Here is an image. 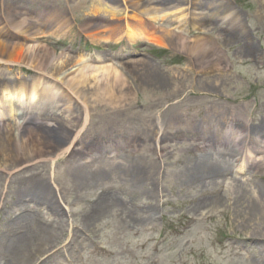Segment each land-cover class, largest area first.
<instances>
[{"label": "rangeland", "instance_id": "1", "mask_svg": "<svg viewBox=\"0 0 264 264\" xmlns=\"http://www.w3.org/2000/svg\"><path fill=\"white\" fill-rule=\"evenodd\" d=\"M22 1L26 6L24 13L29 14V11H32L28 4L29 0H0V23L4 22L2 15H5L6 11L3 10L12 9L17 14L18 6H21L19 3ZM38 1L44 2L40 10L44 7L57 8L59 14L68 11L73 17V20L69 21L71 28L66 38H61L62 35L55 34L54 30L50 33V30L43 26L42 29L48 30L46 32L49 33L44 41L51 49L63 57L78 58L82 52H77V48L81 47L84 49V56L100 55L103 59L111 56L114 58L121 53L120 50L125 49L128 52V60L115 61L114 64L124 71L123 73L135 89V94L132 95L133 99L123 107L103 104L95 111L92 110L96 114L92 121V126L97 130L94 133L96 138L91 140V144L84 151H80V156L77 157V160H80L94 155L99 151L100 144L105 145L109 152L114 150L120 152L119 159L115 158L111 164L110 177L115 186L109 187L111 193L108 209L100 204L107 210L103 212L100 219L98 216L95 220H91L87 218V215L96 207V204H92L94 186L86 192V202L81 200L77 203V195L74 191H71L69 196H66L65 192L66 204L70 207L76 205L75 209H71L72 216L57 218L52 224L53 227L49 228L41 221L37 224L29 215L24 214L21 224L26 237L33 236L36 226L55 230L57 238L53 244H50L53 246L51 249L63 247L60 253L55 255V260L59 258L56 262L63 261L66 264L67 259L71 260L72 264H264V237L253 232L259 219L253 218L248 224L245 223L246 216L242 212L243 208L240 204H236L238 187L232 180L226 181L227 186L224 185V189H222L223 185H217L216 179L212 180L214 184L200 185L199 182H190L188 181L190 174L180 177L179 181L176 180L178 165L181 166L186 158L195 156L196 151L203 150L199 147H202L204 138L209 141L210 151L207 153L219 158L223 166L229 165V168L234 169L237 163L241 165L242 161L231 160V157L224 158V150L235 148L237 150L235 153L243 156L248 145L257 144L253 141L255 134L249 133V129L264 125V68H261L263 64L255 65L249 61L242 64L244 54L238 51L239 48L235 46L228 49L221 45L224 50L220 48L223 52H221L222 58L218 60L219 65L215 66L213 59L211 63L208 60L205 63L210 64L206 67L208 73L203 74L202 68L196 65V60L186 56L179 49V45L175 46L176 43H173L167 34L184 28L185 22H188V16L178 18L174 14L162 11L165 17H161L154 31L156 37L165 41L161 47L169 48L171 54H167L156 50L152 44H146L141 35L132 38L127 34V29L117 31L116 26L111 25L110 16L106 14L101 15L98 20H91L88 16L89 4H84L86 0ZM87 1L90 3L91 0ZM138 1L105 0L103 3L108 8L117 7L120 11V14L118 13L120 19L123 16L124 20L122 19L121 23L124 27L125 20L131 18L135 11L136 13L140 11L143 16L144 9L153 6L152 2L139 1L140 3L137 4ZM185 2L193 5V0L192 2L177 0V6L181 8ZM77 3H81L80 7L77 6L70 11V6ZM193 6L197 7L196 4ZM39 17L45 19L44 16L39 15ZM87 21H90V25L86 34L95 39L85 46L86 42L80 35V29ZM127 22H130V27L134 24L132 21ZM112 27L114 31L111 30ZM8 30L5 38L12 37L11 39L15 40L12 43L30 44V40L28 43L24 42L21 34L29 31L30 25L25 23L20 34L17 35L11 31L12 29ZM155 34L152 32L151 36ZM69 38H71L70 41ZM262 39L264 40V33ZM61 42L64 46L60 45ZM173 60L177 64L167 63V61L172 63ZM128 61H143L144 66L137 71L136 67ZM222 61L224 64L228 63L226 68ZM262 61H264V51L259 55V62ZM129 64V67H123ZM155 70L161 71L160 84L155 82L157 75ZM44 71L41 72L34 66L0 65V81L11 78L14 81V77L18 76L17 78L27 82L39 76V72L47 73L57 81L59 73H55L52 68ZM56 97L62 100L61 104L67 103L59 95ZM72 103L75 112L80 113L82 108L75 100ZM66 106L46 115L50 124H53L58 117H68L70 112L66 110ZM232 127L239 130L243 137L235 145L228 144L224 137L227 133L229 138L232 137ZM248 133L250 136L247 135ZM260 136L264 142V132H261ZM119 143L124 144L125 150L121 151L117 148ZM160 146L166 147V150L162 152L164 157L158 158L155 155L153 158L162 168L156 171L155 177L158 181L156 185L145 184L137 188L136 192L123 185L119 174L117 176L114 173L115 167L123 169L125 164L132 161L147 159L152 155V151L155 152V148L160 151ZM258 147L255 145L251 148L253 151H258ZM45 150L49 151L47 148ZM58 154L53 152L32 163L23 162L26 164L22 163L23 165L16 167L17 173L10 178L9 186L5 184L4 174L0 171V200L4 202L8 198L5 205L11 206L12 200H19L22 197L19 196L21 178L25 179L41 173L49 176V172L55 166L58 169L64 167L66 162L61 161L65 159V155ZM17 157L18 155L13 154L11 158L13 164L20 162L17 161ZM0 159L2 164V156ZM119 161L123 162L120 166L117 164ZM262 167L258 166L253 176L248 178L240 188L247 190L252 185L254 190L258 186L263 187L264 183L260 179ZM12 180L13 183H11ZM216 186L220 189L217 196L223 199L224 206L221 209L215 206L199 207L202 204L197 206L200 200L203 204L207 202V199L202 200L205 197L203 195ZM149 206H155L157 210V215H154L152 221L142 222V218L138 221L129 219V216L136 211H139V217H142ZM4 211L7 209L4 208ZM42 216L45 217L44 214ZM88 221L93 222L92 228L87 227ZM182 225H187L189 228L183 230ZM164 228H166L165 233L162 232ZM2 229L3 226H0V233ZM253 234L257 236L252 237ZM256 237L262 240L254 239ZM70 241L72 242L68 248L70 246L73 248H69V253L63 252L67 247L64 245ZM100 246L107 248L110 254L102 256ZM73 256L76 257L73 258ZM44 258L48 257L45 255L38 262L43 261ZM46 264L53 263L46 262Z\"/></svg>", "mask_w": 264, "mask_h": 264}, {"label": "bare ground", "instance_id": "2", "mask_svg": "<svg viewBox=\"0 0 264 264\" xmlns=\"http://www.w3.org/2000/svg\"><path fill=\"white\" fill-rule=\"evenodd\" d=\"M102 1L103 0H92L91 13L94 16L103 14L110 16L109 20L111 25L116 26L117 31H121V29H123V25L121 23L123 16L120 19L118 15V13L120 14V11H118L116 6L113 8L104 6ZM144 2H152L153 5H155L153 10L148 11L145 9L144 12L148 11L150 14H154L155 16L157 15V17H165V13L162 12L164 10H170L171 14L174 12L173 14L178 16V18L185 16L183 7L179 8L176 6L177 0H145ZM137 4H139V2ZM75 5H73L72 9L77 6L79 7L81 3H77ZM222 13H225L224 9L216 8L213 14L218 17ZM68 16L69 13L67 12L62 13L61 15L58 13V17L54 19V15L52 14V18H49L44 22H46L48 25H51V23L54 22L56 23V28L59 29L63 25L62 22H69L67 21ZM11 17L12 20L6 24L7 26L13 25L15 32H18V30L22 29L20 27H23L26 21L24 19L18 20V18H15L14 15ZM129 19L135 22L130 27V22L125 21V23H128L130 27L129 36L134 38L136 35H139L142 29L146 26L145 20L147 19L142 16V13L139 11H137V13L135 11V13ZM212 23L213 21L210 23V25ZM237 28L238 27H236V30ZM37 29H39V27ZM111 30L114 31L113 27ZM25 33L26 32L22 33L25 41L31 39L32 44L26 45L22 43H10L0 38V65L26 64L40 69L41 72L45 69L52 68L55 73H59V76L57 77L58 82L55 83L49 74L44 73L36 77V79H33L31 88L27 90V88L23 85H19L20 87L18 88L17 85H12V83L7 81L2 82L1 80L0 84L4 85L0 86V93L5 96L4 102L6 101L5 103L9 109V113L11 114V112L13 113L14 111L18 112V110H15V103H22L21 107H23L25 102L23 100L25 98L27 99L31 92L33 94L38 84L43 82L45 83L43 88L44 93L52 94V92H55L56 94H60V96L67 102L65 104H61L60 106H66L67 104L66 110L70 113L67 118L58 117L56 120H54L53 124H50V120L46 118L45 115H47L50 111L49 109L51 107L54 108V106L49 108L40 103L35 107L36 113L40 116L38 118L34 116L33 121L31 122L32 125L28 128H24L20 134L15 132H19L20 126L22 124V118L13 116L14 118H17L14 120L15 122H8L2 125L4 130H1L0 128V156L3 158L2 164L5 165L3 167L0 165V171L5 173V179H10V176L13 174V170L23 162L31 163L37 159L45 158L47 155H51L53 152H57V154L59 153L58 155L66 154L64 157L65 159L63 160V162H66L68 165V169L66 171L62 172V170H57L55 168L50 172L49 177L44 175L34 179L29 177V179H24L22 185L19 187L21 188L19 194L20 197L24 194H28L30 199L36 203V206H33L36 213L39 214L40 207H44V209L48 210L47 213L49 212L48 214L50 217L54 219H62L61 216H64L65 213L62 215L56 210L62 207L60 206L62 201L65 202L64 193L66 192V196H69L71 191H74L78 199H86L84 196V191H86L90 186L91 178L93 177L92 180L95 179L96 170L98 169L97 167L93 166L94 161H84V164L82 165L79 164V160H77V157L80 156L79 152L84 151V149L91 144L90 141L96 138L94 137V133L97 130L92 126V121L96 114H94L92 110L95 111L98 106L103 104L113 107H123L127 105L128 101L133 99L132 95L135 94V89L129 82V79L126 77L125 73H123L124 71L112 63V61L108 60L101 62V59L91 56L90 58L93 59L88 61L90 63L85 64L84 61L79 64L80 59L75 60L70 57L58 55L55 50L42 43L36 42L32 38L34 34H45L47 32H39V30L34 32L32 29L31 34L28 36H25ZM167 34H169V37L173 43L179 44V49L181 51L191 56L194 61L196 60V65L202 68L201 72L203 74L208 73V69H206V67L210 64L205 63L208 60L210 62L211 59L217 56V53L213 55V52L219 51V49L215 47L217 46L216 39L205 36L192 40L190 42L192 44L189 45L183 42L180 43V39L176 30L170 31ZM230 36L221 34L218 36V38L231 39L232 41L236 40L234 33H231ZM149 40L155 42L157 45L163 46V44H165V41H162L160 37H156V34L155 36L152 35L149 37ZM214 43L216 45H214ZM177 44H175V46H178ZM129 63L131 65L133 64L137 71L140 67L144 66L143 61H130ZM130 64L124 65L123 67H129ZM156 71L158 70H155V73L157 74L155 82L160 84V82H162V77L160 76L161 71ZM41 98L44 99L43 93L41 94ZM73 100H75V102L82 108L80 113L75 112V108H73L74 104L72 103ZM2 101L3 100L0 99V114L7 116V113H4L2 107L6 105H3ZM28 124L29 123L26 125ZM261 132H264V125L263 127H255L249 131V133L252 134H260ZM249 133L247 135H249ZM102 145L103 144H100V148L104 149L105 147ZM46 148L49 149V151H46ZM124 149V146L120 147V150ZM233 149L235 151L228 148L224 150V153L226 152V157H240L235 153L237 150L235 148ZM154 150L156 153L152 151V155L147 159H141L137 162L125 164L123 169H119L118 166L115 167V174H119L122 182L127 187L134 190L141 186H145V184L150 186L156 185V182H158L157 178L155 177L156 171H159L162 168L157 165L153 158L155 155H157L158 158L164 157L162 152L166 150V147L160 146V151L156 150V148ZM209 150L210 149L204 150V152ZM68 153L70 154L67 155ZM101 153L102 152H99L97 154ZM13 154L18 155L17 161H20L18 164H13L11 162ZM205 155H208V153ZM248 155H252L251 150ZM74 158L75 160H73ZM259 159L261 160L260 157ZM206 160L207 156L206 158L202 157L200 160L193 157L186 158V160L182 162V165H178L176 169V180L182 176H187L190 174V182H199L200 178H207L208 180L217 178V182H222L221 184L223 185L227 179L222 176L223 171H218L214 163H206ZM117 164L120 166L123 164V162L119 161ZM200 168L203 169L202 173H194V169ZM249 176H251L250 172H248V174L244 177H239L235 174L231 178L234 184H236L238 187L236 204L238 203L242 206V212L246 216V219L244 218L246 224H248V222L253 218L259 219V223L257 227L253 229V232L260 237H264V188L258 186L256 187V191L251 190V186L247 190L241 189L240 186L244 184L243 182L248 180L247 177ZM108 200L109 197H103L101 200V204L107 209L109 207L110 201ZM206 201V203L204 202V204L200 205L199 207L205 208L207 206H215L216 208L221 209L224 206L223 199L219 196L207 199ZM5 202H8V198L5 199L3 205ZM102 205L99 206L98 204V207L93 209L90 213V217L87 218L93 219L97 215L101 216V213L107 210ZM8 208L9 207H7V209ZM237 209L238 208H236V210ZM156 211L157 210L155 209V206H151L149 209L144 211L142 217H139V211H136L132 215L133 218L132 216H129V219L138 221L142 218V222H147L150 220L152 221ZM86 224L88 228H92L93 222L88 221ZM255 234H253L254 236L252 237L257 236ZM56 238L57 236L55 230L49 228L42 229L41 227L36 226V231L33 233L31 238H25V236H23L11 241L9 249V264H46V262L52 261L54 263L55 254H58L60 249H57L53 255H50V252L53 250L51 249L53 246L50 244H53ZM254 239L262 240L261 238L257 237ZM47 246L51 247L48 248ZM45 255L46 257L49 255L50 256L47 259L45 258L42 263H39L38 260L42 257H45ZM56 260H59V258Z\"/></svg>", "mask_w": 264, "mask_h": 264}]
</instances>
